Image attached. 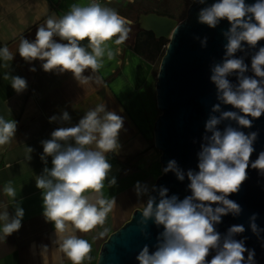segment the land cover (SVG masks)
I'll return each mask as SVG.
<instances>
[{
	"label": "clouds",
	"instance_id": "9594fccd",
	"mask_svg": "<svg viewBox=\"0 0 264 264\" xmlns=\"http://www.w3.org/2000/svg\"><path fill=\"white\" fill-rule=\"evenodd\" d=\"M128 2L134 3L135 0ZM193 2L205 4L206 0ZM223 19L231 25L223 32L227 39L225 53L222 62L211 67L210 76L219 103L212 106V114L205 124V135L198 153L199 171L189 169L185 173L175 160L168 161L163 169L164 173H175L180 181H184L186 175L191 195L181 200L176 195L169 197L166 187L153 185L150 190L147 184L139 181L135 184L136 195L148 197L146 203H142L141 223L146 225L148 220H153L156 226H163L157 237L156 250L150 252L145 245L136 256L139 264H256L255 250L246 248L244 240L234 239L236 234L245 231L243 225L231 226L223 236L215 230V225L229 213L233 216L241 213V206L228 196L239 192L247 179L249 166L264 176V151L250 162L258 132L246 134L230 124L221 131L218 125L235 121L240 128H251L253 120L248 117L257 119L264 114V47H259L251 57L254 76L245 75L249 66L243 57L235 56L238 51H245V44L254 48L264 40V0H256L251 5L245 0H217L198 12V23L209 28H216ZM131 24L132 21L115 9L102 6L98 0H89L83 6L73 3L65 15L47 17L44 24L37 27L34 40L21 36L17 52L26 62L43 61L45 72H71L80 84L87 83L91 77L83 75L85 70L97 72L103 66L105 55L109 60L113 59L115 53L108 42L117 37L114 44H123L128 39ZM55 37L66 43L57 42ZM195 39L202 47L207 46L206 36ZM14 55L7 45L0 47V60L12 61ZM9 66L8 63L3 65L5 68ZM233 75L237 84L228 79ZM3 78L11 80V87L17 93L27 88L26 79L20 76L6 72ZM221 105H231L238 111H223ZM58 119L67 122L71 117L64 111L60 117L53 115L49 118L50 122ZM123 124L121 115L106 110L105 104H99L87 111L75 126L57 128L52 131L51 139L41 141V161L47 164V158H52V167H45L43 173L35 177L36 187L41 190L43 216L53 223L56 233L62 234L54 242L71 264H83L92 259L89 255L92 244L75 232L88 233L98 225L103 226L116 204L114 197L107 199L103 196L102 189L106 180L109 187L116 184L114 177L108 179L112 165L107 154L120 149L118 138ZM16 130L15 120L0 116V148L11 142ZM33 151L26 146L27 161L32 159ZM150 191L158 192V202ZM3 192L15 205L14 216L10 217L7 205L0 211V232L3 234L0 239L5 241L7 236L22 227L25 213L16 200L17 192L12 181L4 185ZM87 192L93 195H85ZM256 219V214L250 217V228L260 238L264 229L258 227ZM109 231L104 228L99 235L104 236ZM211 250L216 254L209 261L206 258Z\"/></svg>",
	"mask_w": 264,
	"mask_h": 264
},
{
	"label": "crops",
	"instance_id": "0c3cea01",
	"mask_svg": "<svg viewBox=\"0 0 264 264\" xmlns=\"http://www.w3.org/2000/svg\"><path fill=\"white\" fill-rule=\"evenodd\" d=\"M73 3L83 6L89 0H0V47L7 45L15 54L12 61L0 60V116L17 122L14 138L0 148V211L7 205L10 217L15 215L12 199L3 192L4 185L12 181L16 200L25 213L22 227L5 241L0 239V264H71L54 242L62 234L56 233L53 223L43 216L41 190L36 187L35 177L41 175L45 167H52L51 157L47 158V164L40 159L41 141L51 139L52 131L57 128L75 126L97 105L105 104L106 110L121 115L124 124L118 138L120 149L107 154L112 165L108 179L114 177L116 184L109 187L106 180L102 189L103 196L114 197L116 204L103 226L98 225L88 233L75 232L92 244L90 254L120 229L135 210H142V203H146L148 197L136 195V182L147 184L151 190L161 175V153L154 144V123L159 115L150 62L124 43L115 45L116 37H113L108 46L115 53L114 58L109 60L105 55L103 66L97 72L86 69L83 75L91 78L80 84L71 72H45L43 61L26 62L19 56L21 36L34 40L37 27L44 24L47 17L65 15ZM54 39L66 43L59 37ZM82 43L86 45L87 41ZM5 63L10 66L3 67ZM31 68L36 71H30ZM6 72L26 79L27 88L17 93L11 87V80L3 78ZM64 111L69 113L70 121L50 122V117H60ZM26 146L34 149L30 161L25 156ZM104 228L110 231L100 236Z\"/></svg>",
	"mask_w": 264,
	"mask_h": 264
},
{
	"label": "water",
	"instance_id": "95a60500",
	"mask_svg": "<svg viewBox=\"0 0 264 264\" xmlns=\"http://www.w3.org/2000/svg\"><path fill=\"white\" fill-rule=\"evenodd\" d=\"M215 2L217 0H206L205 4H199L192 0L187 18L179 23L153 13L142 15L140 19V23L143 17L149 21V28H142L152 31L157 39L169 40L156 83L157 106L161 114L154 123V144L161 153L162 174L155 186L166 187L169 197L176 195L181 200L191 195V190L187 187V176L185 175L184 181H180L175 173H164L163 169L168 161L175 160L185 173L189 169L199 171L198 153L205 135V124L212 114V106L219 103L216 86L210 80L211 67L223 60L224 45L227 43L223 32L231 26L226 19L221 20L214 29L198 23L200 9ZM255 2L256 0H245L249 5ZM197 36L201 39L205 36L208 38L206 47H202L200 41L195 39ZM259 47H264V40L259 41L254 48L245 44V51L235 54L237 58L243 57L249 66L245 75L254 76L251 72V57ZM228 79L233 84L238 83L235 75ZM221 108L223 111H238L231 105H221ZM248 118L253 120L251 128H240L235 121H224L218 128L223 131L230 124L246 134L258 132L251 162L264 151V114L257 119ZM246 171L247 179L239 192L228 196L241 206V213L238 216L231 213L223 216L221 223L215 225V230L223 236L231 226L243 225L245 231L236 234L234 239L244 240L246 248L255 250L256 264H264V231L258 238L250 228V217L256 214V224L264 229V176L251 166ZM151 195L156 196L158 202V192H151ZM141 211L135 210L131 218L102 244L97 264H139L136 256L145 245L150 252L156 250L157 237L163 231V226H156L153 220H148L146 225L142 224ZM215 254V250H211L206 259L210 261ZM244 255L247 257V253Z\"/></svg>",
	"mask_w": 264,
	"mask_h": 264
},
{
	"label": "rangeland",
	"instance_id": "374dc122",
	"mask_svg": "<svg viewBox=\"0 0 264 264\" xmlns=\"http://www.w3.org/2000/svg\"><path fill=\"white\" fill-rule=\"evenodd\" d=\"M100 3L102 6H107L115 9L121 16L132 21V24L129 26L133 27L134 30L136 29L137 31H147L142 28L143 26H141L140 23L142 15L153 13L159 16L169 17L179 23L187 18L189 8L192 5V0H135L134 3H129L128 0H100ZM140 35L142 40L146 39V35H144L143 33H141ZM164 39L169 42L167 38ZM128 42L129 44H132L133 36H130L128 38ZM124 45L129 48V45ZM167 45L168 44L163 46V52L167 49ZM151 64L153 66L154 73L151 84L153 86V92L156 97V83L161 59L158 58L154 63ZM160 114L161 112L158 109V115ZM160 173L162 174V169L160 170ZM100 249L101 244H98V246H96V248L94 249V252L90 254L92 259L90 261L87 260L86 264H97Z\"/></svg>",
	"mask_w": 264,
	"mask_h": 264
},
{
	"label": "trees",
	"instance_id": "16d2710c",
	"mask_svg": "<svg viewBox=\"0 0 264 264\" xmlns=\"http://www.w3.org/2000/svg\"><path fill=\"white\" fill-rule=\"evenodd\" d=\"M129 27L131 31L129 32L128 38L133 36V42L129 44L127 39L124 44L129 45V49L132 52L150 63H154L158 58L162 60L166 52V50L163 52L162 48L168 44V41L164 38L157 39L152 31H137L136 29L134 30L133 27ZM141 33L146 35L145 40H142Z\"/></svg>",
	"mask_w": 264,
	"mask_h": 264
},
{
	"label": "bare ground",
	"instance_id": "6f19581e",
	"mask_svg": "<svg viewBox=\"0 0 264 264\" xmlns=\"http://www.w3.org/2000/svg\"><path fill=\"white\" fill-rule=\"evenodd\" d=\"M141 25L145 28H149V21H147V19L143 17L141 20Z\"/></svg>",
	"mask_w": 264,
	"mask_h": 264
},
{
	"label": "built area",
	"instance_id": "2783aa9c",
	"mask_svg": "<svg viewBox=\"0 0 264 264\" xmlns=\"http://www.w3.org/2000/svg\"><path fill=\"white\" fill-rule=\"evenodd\" d=\"M98 2L100 3V0H98Z\"/></svg>",
	"mask_w": 264,
	"mask_h": 264
}]
</instances>
